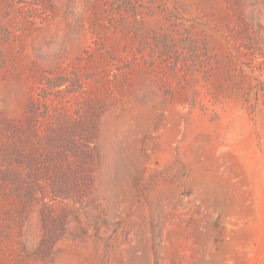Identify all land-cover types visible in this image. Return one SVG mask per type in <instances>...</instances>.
<instances>
[{
  "label": "rangeland",
  "instance_id": "1",
  "mask_svg": "<svg viewBox=\"0 0 264 264\" xmlns=\"http://www.w3.org/2000/svg\"><path fill=\"white\" fill-rule=\"evenodd\" d=\"M0 264H264V0H0Z\"/></svg>",
  "mask_w": 264,
  "mask_h": 264
}]
</instances>
